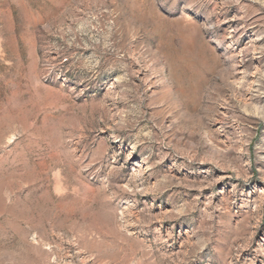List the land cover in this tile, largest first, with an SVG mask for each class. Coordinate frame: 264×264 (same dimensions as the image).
Returning a JSON list of instances; mask_svg holds the SVG:
<instances>
[{
    "label": "rangeland",
    "instance_id": "rangeland-1",
    "mask_svg": "<svg viewBox=\"0 0 264 264\" xmlns=\"http://www.w3.org/2000/svg\"><path fill=\"white\" fill-rule=\"evenodd\" d=\"M0 264H264V0H0Z\"/></svg>",
    "mask_w": 264,
    "mask_h": 264
}]
</instances>
